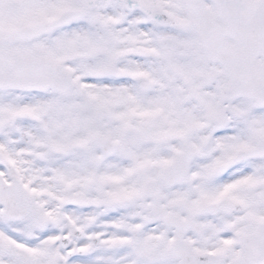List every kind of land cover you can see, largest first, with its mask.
Instances as JSON below:
<instances>
[{"label": "snow or ice", "instance_id": "snow-or-ice-1", "mask_svg": "<svg viewBox=\"0 0 264 264\" xmlns=\"http://www.w3.org/2000/svg\"><path fill=\"white\" fill-rule=\"evenodd\" d=\"M0 264H264V0H0Z\"/></svg>", "mask_w": 264, "mask_h": 264}]
</instances>
